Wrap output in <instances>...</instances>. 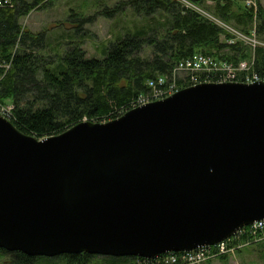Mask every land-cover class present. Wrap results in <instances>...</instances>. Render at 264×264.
<instances>
[{
    "label": "water",
    "instance_id": "obj_1",
    "mask_svg": "<svg viewBox=\"0 0 264 264\" xmlns=\"http://www.w3.org/2000/svg\"><path fill=\"white\" fill-rule=\"evenodd\" d=\"M264 221V82L209 83L38 140L0 115V249L153 259Z\"/></svg>",
    "mask_w": 264,
    "mask_h": 264
},
{
    "label": "trees",
    "instance_id": "obj_2",
    "mask_svg": "<svg viewBox=\"0 0 264 264\" xmlns=\"http://www.w3.org/2000/svg\"><path fill=\"white\" fill-rule=\"evenodd\" d=\"M209 1L130 0L145 29L118 39L104 59L97 60L87 59L80 43L72 41L68 50H61L64 43L54 48L46 32L23 28L21 21L43 9V0H0V103L14 106L11 123L21 133L43 140L83 122L116 120L133 110L149 81L171 76L179 63L196 54L232 65L254 61L252 72L264 77V48L253 50L218 24L249 37L256 30L264 42L263 7L249 9L242 0ZM153 19L156 28L149 23ZM146 50L149 56H144ZM250 237L247 233L242 241ZM61 257L65 264H94L91 260L97 257L98 264L136 261L86 254ZM4 258L8 264H37L41 259L0 249V260ZM220 260L225 264L228 256Z\"/></svg>",
    "mask_w": 264,
    "mask_h": 264
},
{
    "label": "rangeland",
    "instance_id": "obj_3",
    "mask_svg": "<svg viewBox=\"0 0 264 264\" xmlns=\"http://www.w3.org/2000/svg\"><path fill=\"white\" fill-rule=\"evenodd\" d=\"M264 9V0H258ZM130 0H43L40 7L21 23L23 28L32 33L46 32L51 46L61 50H68L80 43L87 59L103 60L104 54L112 44L126 35H132L141 29L146 22L136 15L134 8L128 4ZM208 5H212L210 0ZM156 17L155 21L158 22ZM149 23L156 28V22ZM145 29V28H144ZM142 28V30H144ZM63 39V40H61ZM70 43V44H69ZM61 50L59 53H62ZM144 56H149L146 50ZM241 248L235 254L228 255L225 264H264V241L251 244V240L242 241ZM94 264L100 263V258H92ZM60 256L56 258H41L37 264H65ZM0 264H8L7 258L0 260ZM209 264H224L221 260H214Z\"/></svg>",
    "mask_w": 264,
    "mask_h": 264
},
{
    "label": "built area",
    "instance_id": "obj_4",
    "mask_svg": "<svg viewBox=\"0 0 264 264\" xmlns=\"http://www.w3.org/2000/svg\"><path fill=\"white\" fill-rule=\"evenodd\" d=\"M246 7L257 10V0H243ZM220 24L222 27L234 33L238 39L250 46L252 49L258 47L264 48V43L257 39L256 32L251 37L244 36L229 27ZM254 61L241 62L238 65H232L227 62L218 61L212 57L196 54L193 57L179 63L173 70L171 76H161L151 80L147 84L148 91L139 96L133 105V109L144 105L165 100L179 91L182 87L178 81L184 80V83L190 86L209 83H245L254 84L264 82V77L252 72ZM14 106L2 105L0 103V114L8 121L13 119ZM264 231V222L256 223L252 227L236 235L232 240L222 242L213 247H206L194 252L183 254H171L165 257H158L151 260H138L136 264H202L211 259L218 258L233 252L230 248L231 242L240 239L245 234H250L252 238L258 236Z\"/></svg>",
    "mask_w": 264,
    "mask_h": 264
},
{
    "label": "crops",
    "instance_id": "obj_5",
    "mask_svg": "<svg viewBox=\"0 0 264 264\" xmlns=\"http://www.w3.org/2000/svg\"><path fill=\"white\" fill-rule=\"evenodd\" d=\"M213 262V261H212Z\"/></svg>",
    "mask_w": 264,
    "mask_h": 264
}]
</instances>
